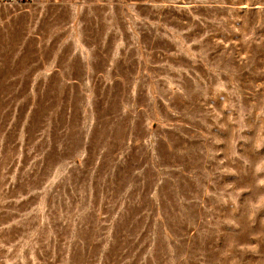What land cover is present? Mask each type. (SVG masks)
<instances>
[{
    "label": "rangeland",
    "instance_id": "374dc122",
    "mask_svg": "<svg viewBox=\"0 0 264 264\" xmlns=\"http://www.w3.org/2000/svg\"><path fill=\"white\" fill-rule=\"evenodd\" d=\"M0 264H264V0L0 5Z\"/></svg>",
    "mask_w": 264,
    "mask_h": 264
},
{
    "label": "built area",
    "instance_id": "2783aa9c",
    "mask_svg": "<svg viewBox=\"0 0 264 264\" xmlns=\"http://www.w3.org/2000/svg\"><path fill=\"white\" fill-rule=\"evenodd\" d=\"M37 0H0V5H31Z\"/></svg>",
    "mask_w": 264,
    "mask_h": 264
}]
</instances>
